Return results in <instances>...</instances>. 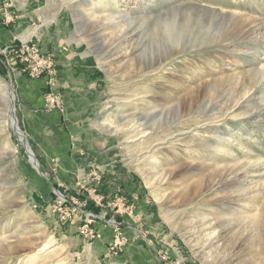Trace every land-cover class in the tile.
Masks as SVG:
<instances>
[{"label": "rangeland", "instance_id": "rangeland-1", "mask_svg": "<svg viewBox=\"0 0 264 264\" xmlns=\"http://www.w3.org/2000/svg\"><path fill=\"white\" fill-rule=\"evenodd\" d=\"M56 48L97 68V136L151 205L150 232L124 237L120 221L89 206L94 190L80 205L90 197L71 176L66 142L59 155L39 151L35 129L66 106ZM4 85L0 264H123L135 240L146 255L126 264H264V0H0ZM118 206L131 213L124 199ZM95 222L115 230L106 257L92 243L104 242ZM76 224L86 240L77 247L67 231Z\"/></svg>", "mask_w": 264, "mask_h": 264}, {"label": "crops", "instance_id": "crops-1", "mask_svg": "<svg viewBox=\"0 0 264 264\" xmlns=\"http://www.w3.org/2000/svg\"><path fill=\"white\" fill-rule=\"evenodd\" d=\"M55 50L59 73V83L56 88L60 90L66 106L62 115L54 113L49 121L44 118L45 121L41 120V126L35 129L38 137L43 138L46 142H42L39 151L45 153L48 148H52L51 150L59 155L63 149V142H66V156L71 161V176H78V182L82 183L80 188L84 192L83 194L92 190L97 193L95 197L92 196L96 202L91 199L89 206L95 208L100 214L120 221L122 223L120 230L125 234H123L124 237L136 238L138 236L136 229L141 231L143 227H146L150 232L153 215L151 205L146 197L144 198L143 195H137V192H134L136 185L132 178L123 172L119 166H113L114 162H112L110 150L106 149L107 138L97 136L98 131L95 127L101 112V88L97 68L74 48L66 51H61L59 48ZM36 99L38 100L33 99L32 104L29 103L32 106L30 110L32 113L41 111L39 108L42 106V98ZM36 104L37 106H35ZM33 118V116L28 115L26 120L30 123V121L33 122ZM34 123H32L33 128ZM46 158L43 156L44 166L50 167ZM62 165L63 167L66 166ZM75 171L76 174H74ZM95 175L99 176V182L95 183L92 179ZM121 198L129 205L127 207H131V213H126L128 209H121L120 206L117 210L110 207L112 201ZM91 227L101 234L100 238L104 241L103 243L97 239L93 241L94 248H99V250L97 249L98 253L101 252L99 256H108L111 253V247L106 248L105 243L109 244L108 240L113 239L115 230L102 225L101 222H95ZM67 231L72 235V241L76 247L79 242L81 244L86 243L83 237L75 235L77 224L72 227L68 226ZM127 247L132 248L130 253L133 256L129 255V257L123 258V260L128 259L125 261L126 263L134 261L137 254L145 252L142 240H135ZM106 251L108 254L105 253ZM143 255H146V252ZM114 261L116 262V260ZM111 264L115 263L112 262Z\"/></svg>", "mask_w": 264, "mask_h": 264}, {"label": "bare ground", "instance_id": "bare-ground-1", "mask_svg": "<svg viewBox=\"0 0 264 264\" xmlns=\"http://www.w3.org/2000/svg\"><path fill=\"white\" fill-rule=\"evenodd\" d=\"M170 13H172L173 11H175L174 9H172V10H168ZM168 13V12H167ZM183 13V12H182ZM160 14H164V13H160ZM140 15H142V14H140ZM150 16H152V18H159L157 15H152V14H148V15H146L145 17L144 16H142V19L143 20H146V19H149L150 18ZM197 17V16H196ZM168 18V17H167ZM184 18V17H183ZM167 21V20H166ZM172 22L174 21V20H171ZM170 22V21H169ZM169 24V23H168ZM172 24V23H171ZM170 24V25H171ZM202 24H204V23H202ZM165 25V24H164ZM173 25V24H172ZM171 25V26H172ZM185 22H182V20H180V22H179V25H178V27H177V29L175 30V33L177 32V30L179 31V33L181 34V30L183 29V27L185 28ZM202 26V25H201ZM213 26V25H212ZM170 27V26H169ZM191 27V26H190ZM163 28H164V26H163ZM196 28V27H195ZM165 29V28H164ZM172 31H174V29H172V30H168V32H169V34H172ZM178 33V34H179ZM173 37H174V35H173ZM175 38V37H174ZM2 85V84H1ZM5 86V88L3 89H1L0 88V94H1V96H2V98L5 100H9L10 98H11V93L9 92V90H8V87H7V85H4ZM13 111V110H12ZM11 111V109H10V112L11 113H13ZM139 119V118H138ZM11 123L13 124V126H14V128H16V124H15V121H14V119H13V116H11ZM141 128H142V126H141ZM17 130V132L18 133H20L19 132V130L18 129H16ZM20 136L22 137V135L20 134ZM30 151V150H29ZM30 153H31V151H30ZM31 160H32V162H33V164H34V166L35 167H37L36 166V163H35V160H34V158H33V156L31 155ZM238 174L236 173V172H231L230 174H228V175H226L223 179L225 180V181H231L232 179L234 180L235 179V177L237 176ZM223 180V181H224ZM218 222V221H217ZM217 222H216V224H217ZM222 222V221H221ZM215 223V222H214ZM219 225H221L220 223H219ZM223 227V226H222Z\"/></svg>", "mask_w": 264, "mask_h": 264}, {"label": "built area", "instance_id": "built-area-1", "mask_svg": "<svg viewBox=\"0 0 264 264\" xmlns=\"http://www.w3.org/2000/svg\"><path fill=\"white\" fill-rule=\"evenodd\" d=\"M49 102L52 103L53 100H52L51 98L47 97V105H46V107H48V105H49L48 103H49ZM87 195H88V198H89V197H90V198H89V199L84 198L83 201L80 202V205H86V204H88V201L91 199V192L88 191V192H87ZM58 205H60V203H59ZM58 205H57V206H58ZM65 209H66V211H67L66 213L74 214V213H76V209H77V208H73V207H71V208H65Z\"/></svg>", "mask_w": 264, "mask_h": 264}, {"label": "water", "instance_id": "water-1", "mask_svg": "<svg viewBox=\"0 0 264 264\" xmlns=\"http://www.w3.org/2000/svg\"><path fill=\"white\" fill-rule=\"evenodd\" d=\"M32 155V153H30V156ZM33 156V155H32ZM36 161V160H35Z\"/></svg>", "mask_w": 264, "mask_h": 264}]
</instances>
